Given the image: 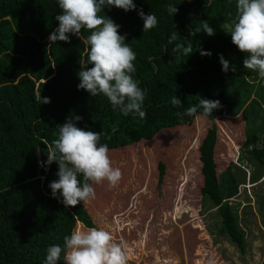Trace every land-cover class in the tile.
Masks as SVG:
<instances>
[{
	"label": "trees",
	"instance_id": "1",
	"mask_svg": "<svg viewBox=\"0 0 264 264\" xmlns=\"http://www.w3.org/2000/svg\"><path fill=\"white\" fill-rule=\"evenodd\" d=\"M133 2L134 10L111 7L99 15L120 26L118 33L136 54L133 76L145 93L142 119L113 111L103 95L91 97L77 90V72L87 59L83 40L90 30L82 29L80 40L70 35L67 43L49 45L48 35L58 23L54 16L60 11L56 0H0V264H42L47 247L62 245L63 237L73 230L96 227L87 203L65 207L51 197L48 184L57 179L56 163L46 170L38 164L46 160L47 145L58 136L56 125L73 116L80 117L77 127L100 132V143L109 150L148 143L151 157L157 158L152 165L157 195L166 171L161 149L174 146L184 151L195 130L201 133L194 143L199 208L202 215L215 208L218 221L215 232L208 234L225 236L239 253H245L239 203L230 199L245 184L246 172L248 183L264 186V178L259 182L264 175V81L243 68L246 54L241 56L227 34L236 15L235 0ZM169 5L177 9L172 16ZM137 9L155 15L156 27L142 32ZM202 22L213 29L211 36L201 30ZM173 34L177 39L170 43ZM185 47H191L189 55ZM201 51L211 55L202 56ZM218 54L228 61L229 71H221ZM39 92L49 103L40 104ZM174 95L182 103L180 108L170 103ZM198 99L217 100L220 106L206 117L199 109L192 116L176 114ZM237 129L242 140L233 151L236 144L227 136ZM219 132L225 133L223 143L230 152H237L236 162L228 160L221 169L216 162ZM133 168L137 173L146 169L144 163ZM254 195L264 206V190H255ZM127 196L123 194L124 202ZM123 247L129 255L141 248L136 242Z\"/></svg>",
	"mask_w": 264,
	"mask_h": 264
},
{
	"label": "clouds",
	"instance_id": "2",
	"mask_svg": "<svg viewBox=\"0 0 264 264\" xmlns=\"http://www.w3.org/2000/svg\"><path fill=\"white\" fill-rule=\"evenodd\" d=\"M59 14L54 16L57 26L48 35L49 45L57 41L67 43L69 36L81 39V30H90L83 40L86 45L87 59L80 63L77 72L79 83L77 90L83 89L91 97L103 95L113 111L122 115L133 114L144 118L142 110L145 98L144 90L138 87L134 78L136 59L135 52L125 43L124 35L118 33L119 25L105 15H99L105 8L115 7L128 12L136 9L133 0H56ZM236 15L227 26L230 42L241 53H245L242 66L257 74L264 81V0H235ZM175 5L168 6L172 16ZM137 15L143 21L142 32H147L157 25V17L137 9ZM203 32L211 36L213 29L207 22H202ZM173 34L169 42L176 40ZM180 47V45H177ZM188 55L191 47H185ZM203 55L210 52L201 51ZM187 55V56H188ZM221 71H229V63L218 54ZM88 65H91L88 67ZM36 99L47 104V97ZM174 108L182 103L175 95L170 101ZM219 101L198 99L195 105L189 106L178 116L199 114L209 116L219 107ZM79 116L66 118L65 122L56 125L58 136L47 145L46 160L38 162L47 169L53 162L57 165V179L49 182L50 195L58 199L65 207L87 203L94 198L92 184L107 181L109 187L115 186L121 178L119 168L112 166L108 156V147L100 143V132L84 130L76 126ZM63 253V256L61 255ZM127 264V257L120 244L113 241L112 234L101 227L84 230H73L63 237V243L47 247L42 264Z\"/></svg>",
	"mask_w": 264,
	"mask_h": 264
},
{
	"label": "rangeland",
	"instance_id": "3",
	"mask_svg": "<svg viewBox=\"0 0 264 264\" xmlns=\"http://www.w3.org/2000/svg\"><path fill=\"white\" fill-rule=\"evenodd\" d=\"M243 55L245 53H241ZM196 127L202 129L200 124ZM195 131L192 141L189 144L185 142L188 145L184 151L174 146L161 149L166 171L159 195L152 168L157 158L151 157L148 143L109 150V159L113 167L119 168L121 178L113 187H109L107 181L93 183L95 196L87 204L93 209L96 227L109 231L113 241L118 244L124 242L123 246L136 242L143 247L148 239L147 247L137 248L133 255L122 249L127 264H264V211L259 212L261 204L254 195L255 190L263 191L264 186L248 183V172L245 184L240 185L236 197L230 199L239 203L240 227L247 240L245 253H239L225 236L216 237V233L209 236L208 231L215 232L218 221L215 208L206 210L203 215L200 212L196 180L200 175L195 170L198 157L194 143L201 133ZM224 134L218 133V169L228 160L233 163L237 160V152L234 155L228 144L224 145ZM227 137L235 142L236 145L232 144L235 151L242 140L241 130L237 129ZM129 159L144 163L145 172L137 173L133 167L141 163H128ZM263 178L264 175L259 182H263ZM123 194H128L125 202ZM260 207L264 210V206Z\"/></svg>",
	"mask_w": 264,
	"mask_h": 264
},
{
	"label": "crops",
	"instance_id": "4",
	"mask_svg": "<svg viewBox=\"0 0 264 264\" xmlns=\"http://www.w3.org/2000/svg\"><path fill=\"white\" fill-rule=\"evenodd\" d=\"M121 246H122V249L126 252V250L124 249V247H123V245L121 244ZM141 249H142V247H141ZM127 253V252H126Z\"/></svg>",
	"mask_w": 264,
	"mask_h": 264
}]
</instances>
